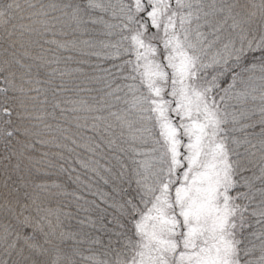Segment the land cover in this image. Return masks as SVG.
I'll use <instances>...</instances> for the list:
<instances>
[{
    "label": "snow or ice",
    "instance_id": "snow-or-ice-1",
    "mask_svg": "<svg viewBox=\"0 0 264 264\" xmlns=\"http://www.w3.org/2000/svg\"><path fill=\"white\" fill-rule=\"evenodd\" d=\"M0 264H264V0H0Z\"/></svg>",
    "mask_w": 264,
    "mask_h": 264
}]
</instances>
